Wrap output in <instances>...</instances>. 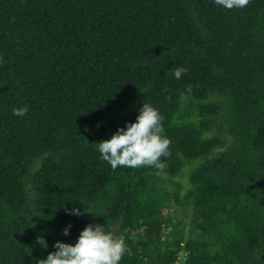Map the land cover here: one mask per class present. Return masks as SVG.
I'll list each match as a JSON object with an SVG mask.
<instances>
[{
	"label": "trees",
	"instance_id": "trees-1",
	"mask_svg": "<svg viewBox=\"0 0 264 264\" xmlns=\"http://www.w3.org/2000/svg\"><path fill=\"white\" fill-rule=\"evenodd\" d=\"M143 103L167 167L113 170L96 143ZM89 224L117 227L120 264H264V0H0V264H38Z\"/></svg>",
	"mask_w": 264,
	"mask_h": 264
},
{
	"label": "clouds",
	"instance_id": "clouds-1",
	"mask_svg": "<svg viewBox=\"0 0 264 264\" xmlns=\"http://www.w3.org/2000/svg\"><path fill=\"white\" fill-rule=\"evenodd\" d=\"M214 4L226 10L243 9L251 0H213ZM188 69L176 66L171 75L179 80ZM186 91L190 92L191 89ZM183 95V94H182ZM28 107L13 108L16 117L25 116ZM164 117L159 109L150 103H143L138 109L134 122H126L124 127H118L110 139L96 143V150L100 158L106 161L111 169L118 167L138 169L142 167L154 168L163 172L167 165L162 157L170 155L171 139L165 134ZM66 214L79 216L84 212L77 207L67 208ZM71 225L62 231L69 235ZM36 242L47 249L48 244L43 235L37 236ZM54 252L46 258L40 259L38 264H120L125 252L126 242L108 231L105 225L89 224L80 232L74 244L56 241Z\"/></svg>",
	"mask_w": 264,
	"mask_h": 264
},
{
	"label": "rangeland",
	"instance_id": "rangeland-1",
	"mask_svg": "<svg viewBox=\"0 0 264 264\" xmlns=\"http://www.w3.org/2000/svg\"><path fill=\"white\" fill-rule=\"evenodd\" d=\"M188 167H186L184 169V173L180 176H177L176 178H174L175 180H178L180 181L181 185H182V188H181V194L183 195L186 191V188L188 186V183H187V171H188ZM169 189H174V185H170L169 186ZM163 213H168L170 216H171V219L173 221L174 224L178 223L179 221H181L182 219L183 222H181V224L184 226V228L186 229V232L189 231L191 229V224H190V211L187 213V212H180L179 211V208L174 205V204H171L169 209H164L163 210ZM116 226H112L110 229V232L115 233L116 231ZM184 255L185 253H182L180 256L182 259H184ZM174 264H178V263H174Z\"/></svg>",
	"mask_w": 264,
	"mask_h": 264
}]
</instances>
